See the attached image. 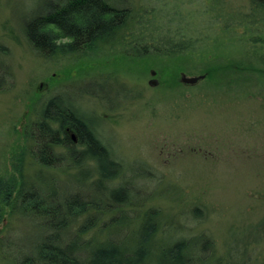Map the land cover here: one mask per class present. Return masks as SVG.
I'll use <instances>...</instances> for the list:
<instances>
[{
  "label": "rangeland",
  "instance_id": "1",
  "mask_svg": "<svg viewBox=\"0 0 264 264\" xmlns=\"http://www.w3.org/2000/svg\"><path fill=\"white\" fill-rule=\"evenodd\" d=\"M58 1L0 0V176L24 177L26 185L43 188L48 204L75 196L82 169H64L70 161L64 156L62 166L39 171L37 144L25 136L41 105L57 96L89 117L111 156L123 163L122 181L133 200L154 205L170 222L161 236L198 238L207 264H264V11L253 12L248 25V0H112L144 14L151 26L199 39L178 73L180 84L170 85L172 68L163 75L152 58L134 59L118 45L96 54L80 46L86 56H41L23 30ZM213 62L234 69L206 78L201 70ZM182 72L203 77L186 84ZM96 199L113 202L98 182ZM49 220L20 211L6 215L0 264L30 254L50 231ZM108 222L104 228L111 229Z\"/></svg>",
  "mask_w": 264,
  "mask_h": 264
},
{
  "label": "trees",
  "instance_id": "2",
  "mask_svg": "<svg viewBox=\"0 0 264 264\" xmlns=\"http://www.w3.org/2000/svg\"><path fill=\"white\" fill-rule=\"evenodd\" d=\"M248 1L247 24L251 25L255 22L253 12L264 11V0ZM143 16L112 0H63L33 15L23 33L30 47L50 58L81 54L80 46L96 54L118 45L122 54L134 59L152 58L153 66L163 75L172 68L168 82L180 84L178 73L200 47L199 39L177 28L151 26ZM81 55L90 54L84 51ZM158 58L163 60L155 61ZM213 63L201 70L206 78L214 79L219 72L234 69L232 63ZM235 65L237 69L242 67ZM37 116L25 136L37 144L38 170L57 165L69 171L82 169V182L74 197L48 204L45 200L50 194L43 188L26 185L24 177L0 176V223L6 215L18 211L54 219L45 223L50 231L39 238L33 251L14 264H202V259L207 264L210 256L201 246V250L198 248V238L178 236L168 240L161 236L162 227H169L166 224L170 222H164L162 212L154 205L143 208V201L133 200L130 186L122 181L123 163L111 156L85 113L70 104L63 105L54 96L45 100ZM64 156L70 161L61 165ZM114 179L119 181L111 184ZM94 182L108 191L113 202L94 200ZM104 220L113 227L104 228ZM124 226L126 231L122 232ZM209 246L212 251L211 243ZM187 248L192 251L185 254Z\"/></svg>",
  "mask_w": 264,
  "mask_h": 264
},
{
  "label": "water",
  "instance_id": "3",
  "mask_svg": "<svg viewBox=\"0 0 264 264\" xmlns=\"http://www.w3.org/2000/svg\"><path fill=\"white\" fill-rule=\"evenodd\" d=\"M152 74H154V71H151ZM203 76L202 75H196V76H189V75H186L185 73H181L180 74V81L183 82V83H186V84H193L195 83L198 79L202 78ZM156 83V81L154 79H150L149 80V84L151 85H154ZM73 139H75L73 137Z\"/></svg>",
  "mask_w": 264,
  "mask_h": 264
}]
</instances>
